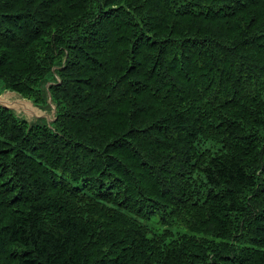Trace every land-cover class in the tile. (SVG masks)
Instances as JSON below:
<instances>
[{
	"label": "trees",
	"instance_id": "16d2710c",
	"mask_svg": "<svg viewBox=\"0 0 264 264\" xmlns=\"http://www.w3.org/2000/svg\"><path fill=\"white\" fill-rule=\"evenodd\" d=\"M0 264H264V0H0Z\"/></svg>",
	"mask_w": 264,
	"mask_h": 264
},
{
	"label": "water",
	"instance_id": "95a60500",
	"mask_svg": "<svg viewBox=\"0 0 264 264\" xmlns=\"http://www.w3.org/2000/svg\"><path fill=\"white\" fill-rule=\"evenodd\" d=\"M60 67L62 66L56 64L52 68L56 79L45 78L39 83L46 100L45 104L26 97L14 88L4 87L0 89V106L7 108L20 120H26L30 123L44 121L54 128L53 122L59 116V107L53 97L51 86L62 83V77L57 71Z\"/></svg>",
	"mask_w": 264,
	"mask_h": 264
}]
</instances>
